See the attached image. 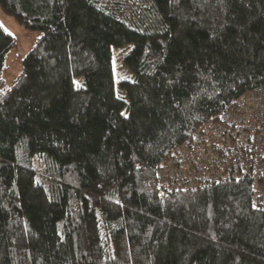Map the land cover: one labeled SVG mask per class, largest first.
Instances as JSON below:
<instances>
[{
    "label": "trees",
    "instance_id": "obj_1",
    "mask_svg": "<svg viewBox=\"0 0 264 264\" xmlns=\"http://www.w3.org/2000/svg\"><path fill=\"white\" fill-rule=\"evenodd\" d=\"M0 10L42 36L0 97V264H264L249 182L167 195L157 182L201 127L264 87V0ZM15 45L0 26V81ZM128 48L132 80L116 89L112 50Z\"/></svg>",
    "mask_w": 264,
    "mask_h": 264
},
{
    "label": "built area",
    "instance_id": "obj_2",
    "mask_svg": "<svg viewBox=\"0 0 264 264\" xmlns=\"http://www.w3.org/2000/svg\"><path fill=\"white\" fill-rule=\"evenodd\" d=\"M157 182L162 195L249 182L254 208L264 210V87L201 127L162 163Z\"/></svg>",
    "mask_w": 264,
    "mask_h": 264
},
{
    "label": "rangeland",
    "instance_id": "obj_3",
    "mask_svg": "<svg viewBox=\"0 0 264 264\" xmlns=\"http://www.w3.org/2000/svg\"><path fill=\"white\" fill-rule=\"evenodd\" d=\"M0 26L16 40L15 48L7 59L0 81V97H3L22 79L23 60L31 51H33L42 36L41 34H31L26 32L20 25H18L13 19L7 17L1 10ZM129 50L130 48L125 50H112V66L115 73L116 89H119L122 82L132 80L131 74L123 66L124 58L129 53ZM34 165L39 171L44 172L45 166L43 160L35 159Z\"/></svg>",
    "mask_w": 264,
    "mask_h": 264
}]
</instances>
